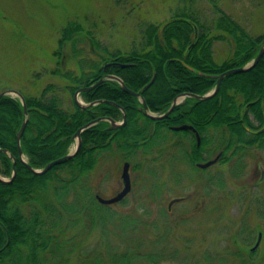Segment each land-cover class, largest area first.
Returning a JSON list of instances; mask_svg holds the SVG:
<instances>
[{
    "label": "trees",
    "instance_id": "trees-1",
    "mask_svg": "<svg viewBox=\"0 0 264 264\" xmlns=\"http://www.w3.org/2000/svg\"><path fill=\"white\" fill-rule=\"evenodd\" d=\"M214 5L218 16L212 27L201 22L197 14L180 11L161 24L147 25L141 47L124 52L99 48L92 33L81 23L68 21L61 29L54 54L62 60V50L69 46L77 69L63 71L58 67L50 73L65 81L61 90L72 97L79 87L89 86L106 74L116 75L128 89L140 92L149 111L162 113L181 93L203 95L213 90L214 75L246 65L261 47L264 33L254 36ZM195 30L198 38L191 46ZM220 40L228 42L231 51L226 59L217 62L213 44ZM88 41L94 58L82 47ZM111 62L127 66L109 65L104 69ZM58 90L55 84L48 83L37 96L21 92L28 121L20 146L24 159L35 169L66 155L75 141L72 136L84 124L99 117H122L119 108L107 103L81 108L71 98L65 106ZM80 96L85 103L113 101L124 109L126 123L110 130L108 121L101 120L84 129L79 151L44 174L31 173L19 159L15 134L23 121L21 101L7 95L0 98V148L14 156L16 169L11 182H0V264H64L76 250L77 264H158L164 258L162 248L155 252L140 249L145 228L140 218L119 215L111 206L96 200L92 172L99 155H120L126 160L139 150L164 155L168 147L180 154L184 149V132L170 131L167 126L186 122L195 125L203 134L202 139L217 138V146L222 150L220 162L233 161L231 175H242L245 147L254 142L259 146L264 137V54L251 70L226 75L213 97H185L160 120L144 115L139 110L142 104L138 97L121 89L114 80L105 79ZM9 155L0 151V176L7 179L13 171ZM124 202L123 199L121 203ZM109 221L112 225L107 224ZM111 226L115 227L112 232L119 230L126 236V247L121 248L107 237ZM147 226L151 235L158 230L156 224ZM94 227L100 229L101 239L94 245H81V233ZM158 242L157 236L153 244Z\"/></svg>",
    "mask_w": 264,
    "mask_h": 264
},
{
    "label": "rangeland",
    "instance_id": "rangeland-1",
    "mask_svg": "<svg viewBox=\"0 0 264 264\" xmlns=\"http://www.w3.org/2000/svg\"><path fill=\"white\" fill-rule=\"evenodd\" d=\"M214 4L254 36L264 33V0H0V92L14 89L37 96L48 83H53L59 89L58 94L63 95L64 105L69 104L72 95L61 90L65 81L50 73L58 67L63 71L77 69L69 46L63 48L62 60L54 54L61 29L68 21L81 23L92 33L99 48L124 52L141 47L147 25L161 24L180 11L195 13L201 22L212 27L218 16ZM82 47L91 58L95 57L89 41ZM230 51L231 45L226 41L213 44L217 62L226 59ZM7 96L19 99L14 94ZM78 99L85 103L81 96ZM183 100L179 98L178 104ZM75 145L76 141L70 151ZM251 153L245 160L246 170L238 177L231 175L233 161L218 162L200 175L198 171L188 174L189 178L178 183L163 156L156 160L155 153L139 150L123 160L120 155L110 157L103 153L92 172L94 193L103 198L118 193L122 189V165L128 161L132 189L124 197V203L113 204L111 209L119 215L140 218L145 225L140 249L155 252L162 248L164 258L158 264H264V215L260 217V208L248 199L250 193L264 199V182L261 189L253 184L254 172L264 169V152L253 149ZM211 176L222 181V186L208 183L206 177ZM175 197L183 200L173 202L168 210ZM252 197L256 198L253 194ZM107 224L112 225V221ZM147 224H156L158 232L151 235ZM111 228L115 229L111 226L107 237L121 248L126 247V236L119 230L115 234ZM257 229L262 230L263 240L254 255L234 246L233 238L242 246L253 244ZM154 235L160 242L153 244L157 239ZM80 236L81 245H94L101 239L98 227L84 230ZM77 253L78 250L73 251L64 264H77Z\"/></svg>",
    "mask_w": 264,
    "mask_h": 264
},
{
    "label": "water",
    "instance_id": "water-1",
    "mask_svg": "<svg viewBox=\"0 0 264 264\" xmlns=\"http://www.w3.org/2000/svg\"><path fill=\"white\" fill-rule=\"evenodd\" d=\"M197 38H198V33H197V30H195V38H194V41L191 43V46L194 45V43L196 42ZM263 54H264V40L262 41L261 47H260L257 55L255 56V58L252 61H250L249 63H247L246 65H244L242 67L232 68V69L224 71V72H222V73H220L218 75H214L213 78H215L216 82H215V87H214L213 90H211L210 92H207V93H205L203 95H198V94H194V93H190V92L181 93V94L177 95L172 100L169 108L162 114H154L151 111H149V109H148V107L146 105V102H145L144 98L142 97V95L140 94V92H135V91H132V90L128 89L127 86L124 84L123 80L120 77H118L116 75H113V74H106L103 78H100L99 80H97L96 82H94L93 84H91L89 86L79 87L73 93V101H74V103L77 106H79L81 108H86L88 106H93V105H96L98 103L111 104V105H114V106H116L117 108L120 109V111L122 112V119H121L120 122H118L115 119H113L112 117H99V118H97L95 120H92V121L84 124L83 126L79 127L76 130V132L74 133V135L72 136L73 139L76 141L75 149L73 151H69L66 155H64L62 157H59V158H56V159H53V160L49 161L42 169H35V168L31 167L26 162V160L23 157L22 149H21V146H20V139H21L22 133H23V131L25 129V126L27 124V121H28V112H27V107H26L25 102H24L23 95L17 90L8 89V90H4V91L0 92V98L5 96V95H8V94H14L20 99V101L22 103V107H23V121H22V123L20 125L19 130L15 134V139H16V145H17V148H18L19 159L26 165V167L28 168V170L31 173H33V174H44L47 171H49L53 166L58 165V164H60V163H62L64 161L69 160L70 158H72L79 151V148H80V145H81V136H80V134H81V132L84 129H87L88 127L96 124L97 122H99L101 120L108 121L109 126L107 127V129H110V130L117 129V128L125 125V123H126L125 111H124V109L121 106H119L118 104L114 103L113 101H109V100H95V101H92L90 103H82L78 99V97L80 96V93L86 92V91H90L95 86H97L98 84L103 82L105 79L116 81L117 83H119L121 89H123L124 91L128 92L129 94H131L133 96L138 97L139 101L142 104V106L139 107V110L142 111L147 117H149L152 120H160V119L166 118L173 111L175 106L178 104V99L179 98L193 97V98H195L197 100H207V99L213 97L218 92L220 84H221V81L226 75L231 74V73L246 72V71L251 70L258 63V61L263 56ZM109 65L110 66L111 65H118L119 67L127 66L125 64H120V63H117V62H111V63L106 64L104 66V68L108 67ZM190 69L193 70L192 68H190ZM152 81H153V78L149 81V83H147L143 87V90L146 89L152 83ZM172 129L175 130V131L186 130V129H192V126L187 125V124H181V125L172 127ZM0 151L3 152V153H6L7 155H9L8 152H7V149L0 148ZM9 157L13 160L12 175H11L10 179H4V178L0 177V182H2V183L11 182L13 180L15 174H16L15 158L12 155H9ZM218 157L219 156H217L215 159H213L211 161H208V162H206L204 164H200L199 166L200 167H207L210 164L216 162ZM129 166L130 165H129L128 161H125L123 163V165H122V172H121V179H122V183H123L122 189L118 193H116L114 196H112L110 198H103V197H101L100 195L97 194L95 197H96V200L99 203L104 204V205H108V204H113V203L119 202L120 200H122L130 192V190H131V182H130V176H129ZM259 239H260V237H258V240ZM257 243H258V241H257ZM256 246L257 245L253 246L252 250H254L256 248Z\"/></svg>",
    "mask_w": 264,
    "mask_h": 264
},
{
    "label": "flooded vegetation",
    "instance_id": "flooded-vegetation-1",
    "mask_svg": "<svg viewBox=\"0 0 264 264\" xmlns=\"http://www.w3.org/2000/svg\"><path fill=\"white\" fill-rule=\"evenodd\" d=\"M104 69H106V68H104ZM164 112H162V113H164ZM162 113L157 112L156 114H162ZM121 119H122V117H121ZM181 124H187V125L192 126V129L179 130V131L184 132V136H183L184 138L182 139V141L184 143V149L182 150V152L180 154L175 153L172 151L171 147H168L169 151L167 153H165L164 155H158V156L156 155V157L154 158V159L158 160V157H160V158L162 156L165 157L164 160L166 161L167 166H169L170 169L173 170L172 174L174 175V177L176 179L175 180L176 183H178L181 179L189 178L188 174L191 173L190 175H192L195 173V171L200 172V173H198V175L206 172L210 167H212L216 163L220 162V157H221V153H222V150H220L217 146V138L210 137L207 139H202L203 134L193 124H189V123L185 122V123H180L177 125H169V126H167V128L170 131H175L172 129V127L178 126ZM261 130H264V123L262 125ZM253 149H256L259 151L263 150V152H264V137L260 140L259 146L257 143L254 142V143L247 145L245 147V151L247 152L246 158L248 156H252L251 150H253ZM217 156H219L217 161L210 164L209 166H207V167H200L199 166L200 164H204L208 161L215 159ZM129 169H130V166H129ZM245 170H246V167H245L244 171ZM254 174L256 175V182L253 183V184H255L254 187L261 189L260 184L262 182H264V169H261V171L259 170L258 172L255 171ZM129 176H130V172H129ZM259 177H262L263 180H261L260 182H257V180H258L257 178H259ZM202 178L203 177H200V179H202ZM206 179H207V182L210 183L211 185H214L215 183H217V184L219 183L218 178L216 179V177H214V176L206 177ZM203 180H204V178H203ZM130 182H131V176H130ZM122 187H123V183H122ZM131 189H132V182H131ZM249 189H253V186H250ZM128 194L126 196H128ZM252 194L255 197L257 196L256 195L257 193H250L249 194L250 198H248V199L251 201H249V203H251V204L253 203V204H255V206H258L260 208L259 209V216L263 217V215H264V213H263L264 199L261 195L259 197L253 198ZM110 197H112V196H110ZM110 197H108V198H110ZM202 199L205 202V199L203 196H202ZM122 200H120L119 202H121ZM181 200H183V197L172 198L171 201L169 202L168 210L171 209L173 202H178ZM252 200H254V201H252ZM116 203H118V202H116ZM116 203H113V204H116ZM113 204H108V206H111ZM247 231H248L247 229H243V232L247 233ZM256 232H257L256 238H255V241L253 244L242 246L237 242V240L235 238H233L234 246L239 247V249L243 250V252L246 251L248 255H254L258 251V249L260 248L262 240H263L262 230L257 229ZM258 237H260L259 240H258ZM257 241H258V243H257ZM255 245H257L256 248L254 250H252L253 246H255Z\"/></svg>",
    "mask_w": 264,
    "mask_h": 264
}]
</instances>
